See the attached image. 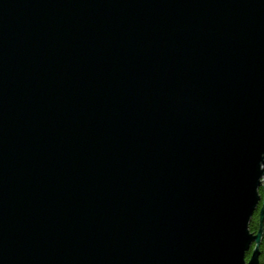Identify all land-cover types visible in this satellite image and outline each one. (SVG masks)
I'll return each mask as SVG.
<instances>
[{
	"label": "water",
	"instance_id": "1",
	"mask_svg": "<svg viewBox=\"0 0 264 264\" xmlns=\"http://www.w3.org/2000/svg\"><path fill=\"white\" fill-rule=\"evenodd\" d=\"M263 222L264 0H0V264H260Z\"/></svg>",
	"mask_w": 264,
	"mask_h": 264
},
{
	"label": "trees",
	"instance_id": "2",
	"mask_svg": "<svg viewBox=\"0 0 264 264\" xmlns=\"http://www.w3.org/2000/svg\"><path fill=\"white\" fill-rule=\"evenodd\" d=\"M258 227H259V217L256 211L249 224V229L252 232H256ZM263 230H264V226H263ZM261 249L263 250V254H264V238L261 242Z\"/></svg>",
	"mask_w": 264,
	"mask_h": 264
},
{
	"label": "flooded vegetation",
	"instance_id": "3",
	"mask_svg": "<svg viewBox=\"0 0 264 264\" xmlns=\"http://www.w3.org/2000/svg\"><path fill=\"white\" fill-rule=\"evenodd\" d=\"M257 214H258V210H257ZM254 216V215H253ZM263 226H264V222H263ZM264 238V230H263V234H262V238H261V242ZM259 249H260V256H259V261H260V264H263V257H264V254H263V250L261 249V243H260V246H259ZM247 259H249L250 257V252L247 254Z\"/></svg>",
	"mask_w": 264,
	"mask_h": 264
},
{
	"label": "rangeland",
	"instance_id": "4",
	"mask_svg": "<svg viewBox=\"0 0 264 264\" xmlns=\"http://www.w3.org/2000/svg\"><path fill=\"white\" fill-rule=\"evenodd\" d=\"M258 229V228H257ZM263 264H264V257H263Z\"/></svg>",
	"mask_w": 264,
	"mask_h": 264
}]
</instances>
